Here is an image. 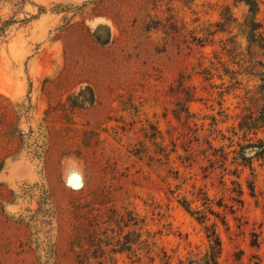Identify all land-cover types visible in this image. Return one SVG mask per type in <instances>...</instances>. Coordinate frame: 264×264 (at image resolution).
<instances>
[{
    "label": "rangeland",
    "instance_id": "obj_1",
    "mask_svg": "<svg viewBox=\"0 0 264 264\" xmlns=\"http://www.w3.org/2000/svg\"><path fill=\"white\" fill-rule=\"evenodd\" d=\"M227 7L247 13L235 0H0V264H185L207 253L181 201L224 196L217 174L203 179L195 139L215 118L212 143L229 145L221 135L243 107L239 90L221 109L218 74L199 75L227 38L205 35ZM256 188L238 221L217 222L220 264H264V168Z\"/></svg>",
    "mask_w": 264,
    "mask_h": 264
},
{
    "label": "trees",
    "instance_id": "obj_2",
    "mask_svg": "<svg viewBox=\"0 0 264 264\" xmlns=\"http://www.w3.org/2000/svg\"><path fill=\"white\" fill-rule=\"evenodd\" d=\"M235 1L243 4L247 8V13L239 20L227 7L221 14V21L208 26L206 37L214 40L216 36L226 35L227 38L219 41L220 53L214 52L216 63H212L208 68L203 67L199 75L205 82H211L215 74H218L217 77L222 84L214 88L220 89L217 95L221 109L225 97L239 90L244 91L243 107L238 116L239 121L233 127L232 136L221 135L222 140H227L229 145L216 147L212 143L213 134L220 133L214 129L217 126L215 118L210 124L212 129L209 130V135L203 138L202 142L198 137L195 139L201 148L198 151L199 157L207 163L201 167L203 179L217 174L224 196L215 200L206 192L199 190L198 193H193L194 200L181 201L184 210L203 227L209 242L208 251L203 257L190 259L185 264H220L222 242L217 222L228 229L229 215L238 221L236 215L245 206V188L256 203L259 198L256 188L257 169L264 168V21L259 19L263 0ZM4 31L5 26L0 29V37ZM192 100L191 91L187 102ZM186 112L189 114L187 109ZM223 113L224 111L219 112V116ZM240 134L241 139L235 142L233 138L239 137ZM192 156L194 157L190 154L191 158ZM190 157L187 156L184 162H187L186 160L189 162ZM247 170L249 174L245 177L244 187L241 179ZM195 202L200 206L192 208ZM211 216L215 221L211 222ZM252 236L254 239L251 245L258 247V235L253 233Z\"/></svg>",
    "mask_w": 264,
    "mask_h": 264
}]
</instances>
